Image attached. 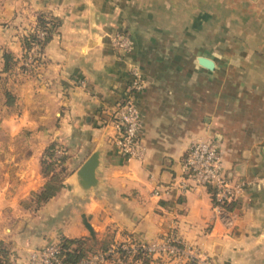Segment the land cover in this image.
<instances>
[{
  "label": "crops",
  "instance_id": "crops-1",
  "mask_svg": "<svg viewBox=\"0 0 264 264\" xmlns=\"http://www.w3.org/2000/svg\"><path fill=\"white\" fill-rule=\"evenodd\" d=\"M115 9L111 0H0V46L15 54L21 50L16 27L29 25L40 12L58 20L44 62L32 79L24 77L20 93L24 107L30 89L34 104L50 101L60 122L54 136L67 143V163L76 164L30 220L16 213L20 195L6 192L9 180L0 177V241L9 243L14 263H23L28 249L60 236L111 245L157 242L171 234L215 264H264V83L223 77L234 72L204 53L196 55V63L169 64L160 55L153 59L143 51L119 49L111 41L119 23L109 17ZM198 55L212 58L214 68L201 66ZM133 68L143 81L135 93L145 149L141 159L116 149L107 123ZM207 138L218 141L229 176L246 181L232 202V223L213 208L205 187L181 184L188 146ZM95 149L100 150L97 186L81 190L74 173ZM7 216L16 220L9 224L3 220Z\"/></svg>",
  "mask_w": 264,
  "mask_h": 264
},
{
  "label": "rangeland",
  "instance_id": "rangeland-1",
  "mask_svg": "<svg viewBox=\"0 0 264 264\" xmlns=\"http://www.w3.org/2000/svg\"><path fill=\"white\" fill-rule=\"evenodd\" d=\"M111 1L116 9L110 12V20L119 22L113 32L119 29L130 31L133 48L129 52L143 51V56L153 59L160 55L169 64H177L181 60L186 64L196 63V55L204 53L215 59L219 66L234 72L223 74V77H233L236 82L252 81L254 77L259 80V86L264 83V0ZM132 25L137 30L134 31ZM37 27V16L29 25L21 26L22 29L16 27L14 32L21 40L18 54L0 46V177L5 176L9 180L4 189L6 192L10 191L12 196L20 195L15 208L19 217L25 220L32 218L34 211L49 199V194L53 195L61 188L65 176L76 166L67 163V143L55 137L52 131L60 122L50 101L44 99L43 105L40 104L42 102L34 104L30 89L31 99L24 107L20 93L24 77L32 79L39 64L44 62L46 43L37 50L23 39ZM54 28L52 26L50 31ZM19 29L22 34H19ZM137 39L139 42L135 48L134 41ZM5 51L10 53L6 70L3 69ZM134 62L139 67V63ZM5 91L14 98L10 105L6 104ZM33 154L35 159L29 160ZM27 168L26 172L22 171ZM36 178L35 185L39 184L34 188L33 179ZM25 182L28 184L25 185ZM3 220L10 224L16 218L7 216ZM92 239L95 241H90L93 247L89 253L107 250L110 246H101L96 238ZM121 243L113 244L120 248ZM33 248L37 247L28 251ZM0 253L4 259L2 264L24 263H14L9 243H0ZM152 256L154 260H175L177 264L179 261L185 264L187 260L169 250ZM128 258L125 253L123 259ZM105 263L120 264L111 258L100 264Z\"/></svg>",
  "mask_w": 264,
  "mask_h": 264
},
{
  "label": "built area",
  "instance_id": "built-area-1",
  "mask_svg": "<svg viewBox=\"0 0 264 264\" xmlns=\"http://www.w3.org/2000/svg\"><path fill=\"white\" fill-rule=\"evenodd\" d=\"M37 39L32 43V49H41L43 30L37 31ZM112 44L119 49L129 51L131 39L127 31L116 30L112 34ZM143 84L137 69L131 70V77L121 98L109 110L108 124L111 126L110 140L116 149L127 158L141 159L144 156V146L139 137L140 113L135 103V93ZM183 188L200 185L211 189L213 208L224 215L228 223H232L228 205L243 191L246 181L233 180L221 163L219 143L216 139H197L190 143L182 159ZM189 180V181H188ZM184 244V245H183ZM120 248L128 254L123 259L114 244L107 250L88 253L76 261H66L60 254L58 240L28 251L23 264H100L111 258L120 264H139L132 255L137 250H143L149 255L161 254L165 250L184 256L196 264H215L206 256L193 254L185 243L175 236H167L161 241L150 243H121ZM109 255V256H107Z\"/></svg>",
  "mask_w": 264,
  "mask_h": 264
},
{
  "label": "trees",
  "instance_id": "trees-1",
  "mask_svg": "<svg viewBox=\"0 0 264 264\" xmlns=\"http://www.w3.org/2000/svg\"><path fill=\"white\" fill-rule=\"evenodd\" d=\"M37 23L38 27L34 31H30L29 35L27 34L24 36V41L28 43V45L32 44L36 39H37V31L38 30H43L44 31V36L43 39L41 40V46L47 43L51 36V27L56 26L58 23V20L55 16L46 14L43 12L38 13L37 15ZM44 23V24H43ZM42 24V26H40ZM41 27V28H40ZM40 28V29H38ZM10 53L9 51H5L3 53V58H4V65L3 69L6 70L8 68V59H9ZM6 95V104L10 105L13 103V96L10 94V92L5 91ZM51 148V145L49 146ZM210 196H211V189H207ZM52 194H49V197ZM212 197V196H211ZM232 203L228 205L229 208H232ZM58 245L60 248V254L63 257L64 260L66 261H76L80 259L83 256H86L90 252V248L93 246L90 241L93 239L90 237H66V236H60L58 239ZM95 240H93L94 242ZM0 243H2L0 241ZM101 246L104 244H100ZM105 246V245H104ZM120 253L123 255L125 254V251L121 248L118 249ZM3 252V251H2ZM3 254L0 253V264L4 261L2 258ZM133 260H140L141 263L146 264L151 260H154L155 258L152 255L147 254L145 251L137 249L133 255H132ZM185 264H196L193 261L186 260Z\"/></svg>",
  "mask_w": 264,
  "mask_h": 264
},
{
  "label": "water",
  "instance_id": "water-1",
  "mask_svg": "<svg viewBox=\"0 0 264 264\" xmlns=\"http://www.w3.org/2000/svg\"><path fill=\"white\" fill-rule=\"evenodd\" d=\"M197 61L201 66L208 69H213L215 66L214 60L205 55H198ZM99 154V149L93 150L75 171L74 178L79 189L87 190L97 186L96 170L99 163Z\"/></svg>",
  "mask_w": 264,
  "mask_h": 264
}]
</instances>
